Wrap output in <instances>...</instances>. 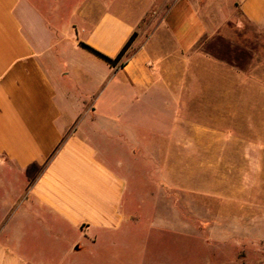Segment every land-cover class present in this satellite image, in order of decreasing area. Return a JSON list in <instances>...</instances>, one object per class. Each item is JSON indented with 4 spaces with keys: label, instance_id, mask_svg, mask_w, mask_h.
<instances>
[{
    "label": "crops",
    "instance_id": "obj_1",
    "mask_svg": "<svg viewBox=\"0 0 264 264\" xmlns=\"http://www.w3.org/2000/svg\"><path fill=\"white\" fill-rule=\"evenodd\" d=\"M61 2L0 0V264H81L87 253L161 227L151 221L142 229L138 210L125 204L122 173L148 161L141 150L180 147L183 106L218 115L227 127L219 131L251 132L243 147L252 150L254 214L264 164V63L251 94H182L179 59L211 32L194 0L166 9L161 29L169 44L155 29L118 67L78 43L114 58L150 0H77L73 19L63 22L56 19ZM228 7L264 28V0H230ZM149 159L162 175L171 166L169 158L164 169Z\"/></svg>",
    "mask_w": 264,
    "mask_h": 264
},
{
    "label": "rangeland",
    "instance_id": "obj_2",
    "mask_svg": "<svg viewBox=\"0 0 264 264\" xmlns=\"http://www.w3.org/2000/svg\"><path fill=\"white\" fill-rule=\"evenodd\" d=\"M59 1L65 5L53 19H73L77 0ZM172 1L150 0L123 60L155 29L160 28L163 44H169L161 24ZM194 1L211 32L189 56L180 57V93L258 91L253 74L264 63V28L230 11V0ZM186 108L181 107L180 112V147L141 150L148 161L131 166L127 175L122 173L130 191L125 194V204L138 210V221L148 225L157 221L161 227L147 229L144 224L142 229L147 231L142 237H132L127 244L101 250L94 257L87 253L79 258L81 264H264V164L260 162L258 174L260 206L253 214L252 150L243 147L251 140V132L219 131L227 127L221 125L218 115L207 118L202 110L188 113ZM152 117L154 113L148 112L147 119ZM152 157L158 165L162 161L161 169L166 158L170 159L171 166L163 175L156 172L160 166L150 164ZM5 187L13 189L11 183L5 182Z\"/></svg>",
    "mask_w": 264,
    "mask_h": 264
},
{
    "label": "trees",
    "instance_id": "obj_3",
    "mask_svg": "<svg viewBox=\"0 0 264 264\" xmlns=\"http://www.w3.org/2000/svg\"><path fill=\"white\" fill-rule=\"evenodd\" d=\"M135 35L136 34L133 33L130 36V38L127 40V42L124 44V46L121 48L119 53L114 58H110V57L106 56L105 54L95 50L94 48H92L91 46H89L85 43L81 42L80 46H81V48L85 49L86 51H88L92 55H94L97 58L101 59L102 61L106 62L109 66L118 67V66L124 65V63L126 62V60H123V57H124L127 49L130 47L131 43L133 42Z\"/></svg>",
    "mask_w": 264,
    "mask_h": 264
}]
</instances>
